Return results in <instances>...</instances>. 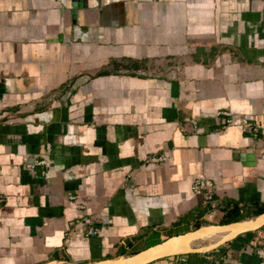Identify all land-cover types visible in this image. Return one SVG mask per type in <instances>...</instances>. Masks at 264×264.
<instances>
[{
    "label": "crops",
    "instance_id": "obj_1",
    "mask_svg": "<svg viewBox=\"0 0 264 264\" xmlns=\"http://www.w3.org/2000/svg\"><path fill=\"white\" fill-rule=\"evenodd\" d=\"M0 196V264H264V0H0Z\"/></svg>",
    "mask_w": 264,
    "mask_h": 264
},
{
    "label": "built area",
    "instance_id": "obj_2",
    "mask_svg": "<svg viewBox=\"0 0 264 264\" xmlns=\"http://www.w3.org/2000/svg\"><path fill=\"white\" fill-rule=\"evenodd\" d=\"M217 117L218 118H221V119L224 118V121L223 122H224V124L226 126L240 124V125H242V126H244L246 128H250L252 130H255V128H253V126H252V124L250 122V119H248V118H243V119H241L239 121V120L236 119V117H234L232 115V113L226 112V111L218 112L217 113ZM42 163H45V161H43ZM206 186H209V183L208 182H203V180L200 179V180L197 181V183L195 185V190L197 192H200V190L203 189V188H205ZM3 201H4L3 197L0 196V207H1L2 203H3ZM89 233L92 235L95 232L93 230H90ZM262 243H264V237L260 236L256 240V244H262ZM183 261H184V259H183Z\"/></svg>",
    "mask_w": 264,
    "mask_h": 264
},
{
    "label": "bare ground",
    "instance_id": "obj_3",
    "mask_svg": "<svg viewBox=\"0 0 264 264\" xmlns=\"http://www.w3.org/2000/svg\"><path fill=\"white\" fill-rule=\"evenodd\" d=\"M200 235L205 236L206 232L202 231V232H200ZM180 240H183V239H180ZM188 240H190V238H185V241L188 242ZM176 243H178V242H176ZM163 249H165V248H163ZM152 251H155V250H152ZM152 251L147 252L145 254H142L140 256H137V257H135L133 259H130V260H127V261L126 260L110 261V262H106V263H103V264H141L143 262H146L149 259H152L154 256L160 254V253H157V252L152 254Z\"/></svg>",
    "mask_w": 264,
    "mask_h": 264
}]
</instances>
